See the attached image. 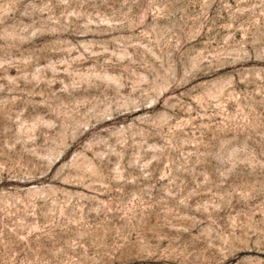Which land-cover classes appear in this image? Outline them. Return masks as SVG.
Returning <instances> with one entry per match:
<instances>
[{"label": "rangeland", "instance_id": "obj_1", "mask_svg": "<svg viewBox=\"0 0 264 264\" xmlns=\"http://www.w3.org/2000/svg\"><path fill=\"white\" fill-rule=\"evenodd\" d=\"M0 264H264V0H0Z\"/></svg>", "mask_w": 264, "mask_h": 264}]
</instances>
